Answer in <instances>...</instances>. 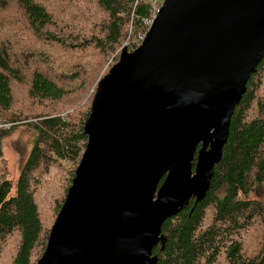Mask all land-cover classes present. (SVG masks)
Wrapping results in <instances>:
<instances>
[{
  "label": "water",
  "instance_id": "obj_1",
  "mask_svg": "<svg viewBox=\"0 0 264 264\" xmlns=\"http://www.w3.org/2000/svg\"><path fill=\"white\" fill-rule=\"evenodd\" d=\"M263 57L264 0H163L142 42L97 82L37 264H157L163 222L205 197Z\"/></svg>",
  "mask_w": 264,
  "mask_h": 264
},
{
  "label": "trees",
  "instance_id": "obj_2",
  "mask_svg": "<svg viewBox=\"0 0 264 264\" xmlns=\"http://www.w3.org/2000/svg\"><path fill=\"white\" fill-rule=\"evenodd\" d=\"M150 18L149 0H0V264H37L42 256L85 149L91 88L124 44L135 48ZM22 124L33 138L12 180L3 140ZM258 185L264 57L233 110L205 197L163 222L157 264H264L262 207L248 198ZM259 224V240L250 237L258 249L246 254L242 234Z\"/></svg>",
  "mask_w": 264,
  "mask_h": 264
},
{
  "label": "rangeland",
  "instance_id": "obj_3",
  "mask_svg": "<svg viewBox=\"0 0 264 264\" xmlns=\"http://www.w3.org/2000/svg\"><path fill=\"white\" fill-rule=\"evenodd\" d=\"M5 12L9 13V10L5 9ZM124 46L126 47L125 44L123 45V47ZM118 57H117V60H118ZM114 60H115L114 56L110 57L107 60L102 70V73L99 77H97V80L108 72L109 68L114 64ZM96 81L93 87L91 88V91L94 89V86L96 89V85H97ZM2 126L3 124L0 120V127ZM5 126H8V125L6 124ZM32 138H33V131L29 127L22 124L14 128L12 132L7 137H5L3 140L2 159L5 162V166L8 168V173L12 180H15L19 174L20 168L23 162L25 161L27 154L29 152ZM65 165L70 167L71 163H65ZM248 198L255 199L261 204L262 214L264 216V187L262 185L253 187L252 190L248 194ZM261 229H262L261 224L254 225L253 227H250L247 230V232H245V234H242V237L244 239V248H245L246 254L253 253L255 250L258 249V242H256L255 240L251 238L255 237L259 240L258 234ZM219 262L220 264H224L223 258H220Z\"/></svg>",
  "mask_w": 264,
  "mask_h": 264
},
{
  "label": "built area",
  "instance_id": "obj_4",
  "mask_svg": "<svg viewBox=\"0 0 264 264\" xmlns=\"http://www.w3.org/2000/svg\"><path fill=\"white\" fill-rule=\"evenodd\" d=\"M149 1H150V3H151V18L145 21V23H146V25L148 26V28L150 27V25H151V23H152V20H153V18L156 16V14H157L159 8L161 7L163 0H149ZM135 3H136V2H135ZM145 33H146V32H145ZM145 33H144L143 36H140V37H139L138 41L136 42L135 48H136V47L142 42V40H143L144 37H145ZM135 48H133V49H135ZM133 49H132V50H133Z\"/></svg>",
  "mask_w": 264,
  "mask_h": 264
}]
</instances>
